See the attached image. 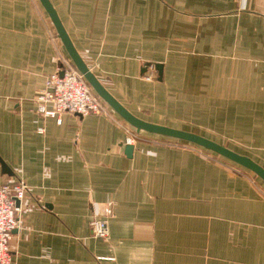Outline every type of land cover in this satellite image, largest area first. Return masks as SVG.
Segmentation results:
<instances>
[{
    "label": "crops",
    "instance_id": "0c3cea01",
    "mask_svg": "<svg viewBox=\"0 0 264 264\" xmlns=\"http://www.w3.org/2000/svg\"><path fill=\"white\" fill-rule=\"evenodd\" d=\"M49 1L130 113L264 168V0ZM59 52L39 0H0V183L28 185L10 264H264V182L250 171L145 131L128 156L114 111H36Z\"/></svg>",
    "mask_w": 264,
    "mask_h": 264
},
{
    "label": "built area",
    "instance_id": "2783aa9c",
    "mask_svg": "<svg viewBox=\"0 0 264 264\" xmlns=\"http://www.w3.org/2000/svg\"><path fill=\"white\" fill-rule=\"evenodd\" d=\"M54 59L58 64L56 71L47 77L45 86L34 98L39 114L55 119L58 123L64 113L80 116L112 115L111 108L94 93L68 56L59 52ZM153 68V65H149L151 72ZM144 78L152 80V73ZM123 128L126 143L133 145L138 140V132L128 124H123ZM39 132H42V129H39ZM27 191L28 185L23 179L0 183V264L11 263L10 242L13 230L20 225L21 202L25 199ZM90 226L94 237H108L106 220L93 218Z\"/></svg>",
    "mask_w": 264,
    "mask_h": 264
},
{
    "label": "water",
    "instance_id": "95a60500",
    "mask_svg": "<svg viewBox=\"0 0 264 264\" xmlns=\"http://www.w3.org/2000/svg\"><path fill=\"white\" fill-rule=\"evenodd\" d=\"M42 7L45 9L46 13L51 19V22L55 28L57 37L60 39L66 53L75 65L76 69L84 77L88 85L94 91V93L102 99L119 117H121L128 125L133 127L137 132L145 131L148 133H153L157 135L167 136L181 141H186L195 144L205 150L211 151L226 160L233 162L234 164L247 169L252 172L255 176L260 178L264 182V168L252 160L246 155H242L235 151L230 150L226 146L217 143L211 139L204 136L168 127L165 125L150 123L142 120L132 113H130L113 95L101 84L98 78L92 73L88 68L86 63L83 61L77 50L75 49L72 41L70 40L64 26L62 25L55 9L49 0H39ZM155 69L158 71L159 76L162 74V65L155 64ZM133 146L131 144H126L125 152L128 156L132 152ZM2 167L4 164L0 161Z\"/></svg>",
    "mask_w": 264,
    "mask_h": 264
},
{
    "label": "rangeland",
    "instance_id": "374dc122",
    "mask_svg": "<svg viewBox=\"0 0 264 264\" xmlns=\"http://www.w3.org/2000/svg\"><path fill=\"white\" fill-rule=\"evenodd\" d=\"M171 139H174V138H171ZM174 140H177V139H174ZM177 141H181V140H177ZM182 142H185V141H182ZM200 148H201V147H200ZM202 149H203V148H202ZM203 150L205 151L206 154L211 155L213 158L227 161L225 158H223V157H221V156H219V155H217V154H215V153H213V152H211V151H208V150H205V149H203ZM251 173H252V172H251ZM252 174H253V173H252ZM259 179H260V178H259Z\"/></svg>",
    "mask_w": 264,
    "mask_h": 264
}]
</instances>
